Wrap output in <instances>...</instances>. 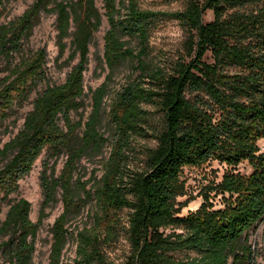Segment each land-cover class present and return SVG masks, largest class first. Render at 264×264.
<instances>
[{
    "label": "trees",
    "instance_id": "obj_1",
    "mask_svg": "<svg viewBox=\"0 0 264 264\" xmlns=\"http://www.w3.org/2000/svg\"><path fill=\"white\" fill-rule=\"evenodd\" d=\"M10 1L17 0H0V9ZM103 8L101 13L95 0H33L0 25V58L11 66L21 56L0 78V121L46 80V51L23 54L41 15H55L58 55L69 49L63 66L76 60L62 84L37 93L21 128L0 146V210L9 207L0 222V264H33L44 210L59 201L48 264H117L104 247L121 231L130 245L122 264H255L249 233L264 221V153L258 146L264 139V0H188L184 10L170 13L142 10L139 0H104ZM206 10L213 15L208 23ZM103 17L108 29L99 61L108 73L90 91L86 120L73 121L71 113L84 106L89 47ZM160 20H176L188 35L190 60L171 71L148 62L149 33ZM207 53L212 63L204 60ZM125 63L139 75L112 91L114 71ZM148 107L160 112L157 122ZM138 139L156 142L143 149L142 159ZM105 147L110 150L101 175L92 172L83 181L82 161L102 156ZM43 151L54 161L43 162L42 208L33 222L31 204L12 195ZM211 161L229 170L202 193L195 211L181 215L183 169ZM244 162L250 172H235ZM87 207L89 224L69 233L68 223ZM123 210L127 227L119 224ZM69 238L75 256L64 263Z\"/></svg>",
    "mask_w": 264,
    "mask_h": 264
},
{
    "label": "rangeland",
    "instance_id": "obj_2",
    "mask_svg": "<svg viewBox=\"0 0 264 264\" xmlns=\"http://www.w3.org/2000/svg\"><path fill=\"white\" fill-rule=\"evenodd\" d=\"M188 0H139V7L142 10L152 12H176L182 11L187 6ZM202 2L204 0H201ZM33 0H17L10 1L0 9V25L5 24L13 18L21 15L27 9ZM95 4L101 13H104V0H95ZM203 22L208 23L212 20V12L206 10L203 14ZM55 15H41L39 22L34 27L32 35L23 45V54L29 55L39 49L46 51V80L40 83L32 92L28 101L21 108H17L16 112L10 115L4 121H0V146L9 141L21 128L24 116L32 109V103L37 95L48 85L62 84L71 67L76 63V60L71 62L69 66H63V62L69 54L67 47L63 56L58 55L56 46V31H55ZM108 29V24L103 17L102 25L95 32L93 43L89 47V63L87 70L84 73V106L77 112L71 113L73 121H78L82 118L86 120L91 110V94L90 91L96 89L103 81L108 73V69L104 64H101L99 59L103 55L105 31ZM187 32L180 26L176 20H160L154 23L151 27L148 39V62L154 66H160L166 71H171L178 62H189L190 58L186 54L185 43L187 40ZM129 41L128 46L138 51V45L135 40L124 38ZM69 44V39L67 40ZM21 56H16L12 60V65L9 66L6 61L0 58V78L8 75L11 67L19 61ZM204 60L207 63H212L210 54L207 53ZM139 73L135 71L129 64H122L114 71L112 81L109 83L111 90L118 89L121 85L137 77ZM151 111L152 121L157 122L161 116L160 112L152 107H148ZM156 142L152 139H138L135 143L138 157L142 159V151L145 147L154 148ZM258 146L264 153V139L258 142ZM110 147H105L102 156L97 158L83 160L81 163L83 181L90 178L92 172L96 176L102 173V167L108 157ZM139 151V152H138ZM140 153V154H139ZM48 160L50 164L54 159L47 157L46 151L39 156L34 163L32 171L28 176L19 181V190L17 195L26 199L31 204L30 219L37 222L40 209L42 208V197L39 187V175L42 170L43 162ZM65 158L61 157L57 160L55 167V175H58ZM229 170L225 164H220L217 161L207 162L204 165L196 167H185L182 173V179L185 182V194L178 198V201L183 204L181 215H186L188 212L195 211L202 203V193H206L208 186L211 183L219 182L223 174ZM235 172L248 174L250 167L246 162L240 164ZM213 195V194H212ZM219 198L214 202L217 203L216 208H220ZM213 200V198H212ZM8 206L2 205L0 210V222L4 220ZM85 208L79 215L74 217L67 225L68 231L75 234L78 229H82L85 224H89L90 220ZM44 212L47 217L43 220L36 243V251L33 256V264H48V256L52 237L50 233L51 226L54 220L61 214L62 206L60 201L54 206L46 207ZM120 225L127 227L128 211L123 210L119 213ZM249 242L252 244L256 259L255 264H264V221L260 223L254 230L249 233ZM104 253L107 258L117 264L125 262L130 253V245L123 231L119 232L117 241L110 243L104 247ZM184 253L178 254V257H183ZM75 256V242L69 238L68 243L63 251V262L71 263Z\"/></svg>",
    "mask_w": 264,
    "mask_h": 264
}]
</instances>
